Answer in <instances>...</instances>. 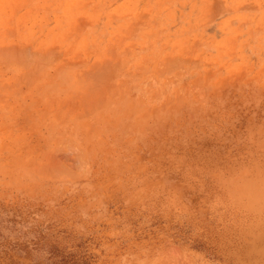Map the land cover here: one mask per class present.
Segmentation results:
<instances>
[{
	"label": "rangeland",
	"instance_id": "rangeland-1",
	"mask_svg": "<svg viewBox=\"0 0 264 264\" xmlns=\"http://www.w3.org/2000/svg\"><path fill=\"white\" fill-rule=\"evenodd\" d=\"M0 264H264V0H0Z\"/></svg>",
	"mask_w": 264,
	"mask_h": 264
},
{
	"label": "bare ground",
	"instance_id": "bare-ground-1",
	"mask_svg": "<svg viewBox=\"0 0 264 264\" xmlns=\"http://www.w3.org/2000/svg\"><path fill=\"white\" fill-rule=\"evenodd\" d=\"M8 58V57H7ZM188 58V57H187ZM184 60V59H183ZM172 61V60H171ZM180 61V60H179ZM173 62V61H172ZM177 62V61H176ZM182 62V61H181ZM187 62V61H186ZM184 63V62H183ZM117 65V64H116ZM96 67V66H95ZM174 68V67H173ZM181 68V67H180ZM163 69V68H162ZM114 70V69H113ZM160 70V69H159ZM180 73V72H179ZM102 74V73H101ZM104 77V76H103ZM100 79V78H99ZM107 79V78H105ZM199 91V90H198ZM105 92V91H104ZM93 93V92H92ZM105 95V94H104ZM85 99V98H84ZM103 100V99H102ZM85 102V101H84ZM88 104V103H87ZM74 164V163H73ZM74 166V165H73Z\"/></svg>",
	"mask_w": 264,
	"mask_h": 264
}]
</instances>
